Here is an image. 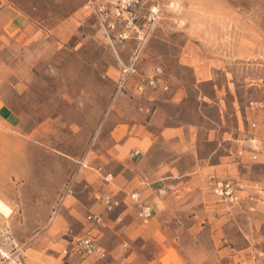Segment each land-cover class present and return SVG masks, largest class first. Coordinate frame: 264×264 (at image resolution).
I'll use <instances>...</instances> for the list:
<instances>
[{
  "label": "rangeland",
  "instance_id": "1",
  "mask_svg": "<svg viewBox=\"0 0 264 264\" xmlns=\"http://www.w3.org/2000/svg\"><path fill=\"white\" fill-rule=\"evenodd\" d=\"M155 7L140 46L86 0H0V264H264V0H140L137 23ZM139 125L151 144L117 158ZM88 232L104 257L64 252Z\"/></svg>",
  "mask_w": 264,
  "mask_h": 264
},
{
  "label": "built area",
  "instance_id": "2",
  "mask_svg": "<svg viewBox=\"0 0 264 264\" xmlns=\"http://www.w3.org/2000/svg\"><path fill=\"white\" fill-rule=\"evenodd\" d=\"M87 5L92 8L95 12V16L97 17L99 26L101 27L103 33L110 39V35L113 29L116 26L117 22H124L127 30L120 33L121 39H127L129 37L130 32L137 33V38L140 41V46H142L146 40L148 39L155 22L159 18V9L155 7L152 9L147 16V20L144 24H138V15L136 12V7L139 5L140 0H111V1H103L100 3H96L93 0H86ZM109 3L111 6L109 7ZM130 31V32H129ZM139 46V47H140ZM140 49H137L133 56L131 57V61L128 66L124 67L122 72V76L118 81L119 91H122L125 88L129 75L135 70V62L138 59ZM160 74L156 73L155 75H150L146 79L136 84V89L139 92H143L146 88H157L159 84ZM165 90L169 87L168 85H163ZM138 154V152H135ZM256 157V156H254ZM84 165V164H83ZM106 180L112 178V174L106 175ZM220 193L231 202H237L239 200V195L234 187V184L231 181H227L226 183L219 184ZM136 194L132 195V199L137 202L138 198ZM103 204L107 211H112L117 205L118 202L111 195H106L103 197ZM141 204V203H139ZM142 206V204H141ZM152 215V208L149 206H142L140 216L147 222L148 219ZM87 221L93 222L96 225H99L103 222V218L101 214H89L87 216ZM73 247L69 249H65V253L74 252V249H78L85 256L95 255L98 258L104 257L106 254V250L102 247L97 241L95 235L88 232V234L84 236H75L72 241Z\"/></svg>",
  "mask_w": 264,
  "mask_h": 264
},
{
  "label": "crops",
  "instance_id": "3",
  "mask_svg": "<svg viewBox=\"0 0 264 264\" xmlns=\"http://www.w3.org/2000/svg\"><path fill=\"white\" fill-rule=\"evenodd\" d=\"M136 89V85H135ZM143 126V125H142ZM142 126H137L135 131H132L133 128L129 130V136H126L121 142L117 141L114 144V152L117 154V158H123L126 156V153L136 145L142 149L148 148L151 144L152 133L148 130H142ZM117 128H115L116 130ZM180 127H165L162 130V136L164 137H177L179 134ZM148 191V190H147ZM163 199V198H162ZM134 225H130L127 228V231L134 232ZM87 259H82L79 264H85Z\"/></svg>",
  "mask_w": 264,
  "mask_h": 264
},
{
  "label": "bare ground",
  "instance_id": "4",
  "mask_svg": "<svg viewBox=\"0 0 264 264\" xmlns=\"http://www.w3.org/2000/svg\"><path fill=\"white\" fill-rule=\"evenodd\" d=\"M0 213L6 218L13 216L14 208L5 200L0 198Z\"/></svg>",
  "mask_w": 264,
  "mask_h": 264
}]
</instances>
